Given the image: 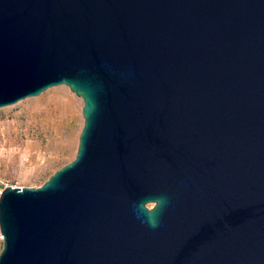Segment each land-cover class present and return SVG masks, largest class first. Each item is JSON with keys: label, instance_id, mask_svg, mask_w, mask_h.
<instances>
[{"label": "water", "instance_id": "water-1", "mask_svg": "<svg viewBox=\"0 0 264 264\" xmlns=\"http://www.w3.org/2000/svg\"><path fill=\"white\" fill-rule=\"evenodd\" d=\"M59 84L77 151L2 188L0 264H264V0H0V107Z\"/></svg>", "mask_w": 264, "mask_h": 264}, {"label": "rangeland", "instance_id": "rangeland-1", "mask_svg": "<svg viewBox=\"0 0 264 264\" xmlns=\"http://www.w3.org/2000/svg\"><path fill=\"white\" fill-rule=\"evenodd\" d=\"M82 106L80 97L59 84L0 107V189L38 187L75 157Z\"/></svg>", "mask_w": 264, "mask_h": 264}, {"label": "clouds", "instance_id": "clouds-1", "mask_svg": "<svg viewBox=\"0 0 264 264\" xmlns=\"http://www.w3.org/2000/svg\"><path fill=\"white\" fill-rule=\"evenodd\" d=\"M166 204H167V198L166 197H160L158 199L149 200V202H144L143 208H145V206H146L149 209L148 212H152L153 210L157 209L158 206L162 209ZM148 223L151 227H157L158 226V222L153 218H149Z\"/></svg>", "mask_w": 264, "mask_h": 264}, {"label": "built area", "instance_id": "built-area-1", "mask_svg": "<svg viewBox=\"0 0 264 264\" xmlns=\"http://www.w3.org/2000/svg\"><path fill=\"white\" fill-rule=\"evenodd\" d=\"M1 191H2V188L0 189V193H1ZM2 241H3V235H2V233L0 231V242H2Z\"/></svg>", "mask_w": 264, "mask_h": 264}]
</instances>
